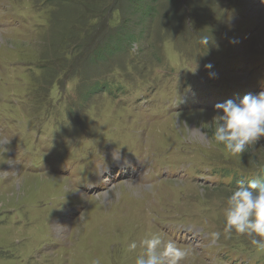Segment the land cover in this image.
<instances>
[{"label": "rangeland", "instance_id": "374dc122", "mask_svg": "<svg viewBox=\"0 0 264 264\" xmlns=\"http://www.w3.org/2000/svg\"><path fill=\"white\" fill-rule=\"evenodd\" d=\"M105 2L0 0V264H134L142 249L128 243L149 233L190 248L181 264H262V251L232 263L210 244L228 183L219 180L222 197L202 174L213 158L234 179L230 164L264 168V138L234 156L208 129L211 83L248 79L228 57L249 66L242 54H264V4L248 6L253 29L232 11L247 0H174L169 20L121 0L113 25L130 36L95 63L81 42L110 20Z\"/></svg>", "mask_w": 264, "mask_h": 264}, {"label": "clouds", "instance_id": "9594fccd", "mask_svg": "<svg viewBox=\"0 0 264 264\" xmlns=\"http://www.w3.org/2000/svg\"><path fill=\"white\" fill-rule=\"evenodd\" d=\"M208 41V37H203V46ZM205 67L210 69L212 65ZM214 108L217 113L208 123V129L215 143L223 145L228 154L242 155L264 138V91L245 95L238 102L229 99L217 103ZM222 233L225 237L233 233L247 236L251 245L264 250V179L237 182L226 199ZM220 236V231L212 232L210 244L214 245ZM138 247L142 251L134 264H181L191 252L190 248L178 246L175 240H166L155 233L146 234L139 244L128 243L129 251Z\"/></svg>", "mask_w": 264, "mask_h": 264}, {"label": "trees", "instance_id": "16d2710c", "mask_svg": "<svg viewBox=\"0 0 264 264\" xmlns=\"http://www.w3.org/2000/svg\"><path fill=\"white\" fill-rule=\"evenodd\" d=\"M120 1L121 0H112V2L110 3H106L104 5H106V10L111 9V14H110V20L108 22H106V24L102 25L101 27L98 28L97 32V37L100 35L99 38H103L100 43L99 40H97L95 35H90L89 39L86 40L87 38H85V40L83 42H81V47L83 49H86V53L85 56H88L90 61H93L95 63L98 62H104L103 60H105L106 58H108L107 55L109 54H105V52H109L108 50H112L114 44L119 43L121 38L123 37H129L130 36V32H127V27L125 26V28H121L119 27V25L121 24L120 19L117 25H113L114 23V18L113 16L114 11L113 8H119L120 9ZM123 1V0H122ZM161 0H136V4L140 7H144V15H147V18H153V17H157L159 18V15L161 13V17L163 18L166 17L167 20L171 19L172 17H174V12H167L166 8L168 7V5L171 4L172 1L174 0H165L166 3H160ZM169 2V3H168ZM175 3V2H172ZM108 4V5H107ZM111 4V5H110ZM167 4V6H166ZM158 5H160L162 8L161 10L158 8ZM113 6V7H112ZM169 9V8H168ZM185 10V9H184ZM182 10H179V16L182 15ZM79 33H81L80 31H78ZM82 34V33H81ZM144 33L142 32L141 35H143ZM137 36H139L137 34ZM93 41L96 42V46L94 47L92 45ZM90 49V51L88 52V50ZM108 49V50H107ZM83 52V51H82ZM66 53V52H65ZM72 55H70L69 60L71 59ZM74 66V63L71 64V67ZM213 161L215 163H218L220 166H229L228 162L226 161H222V160H217L215 158L210 159V167H211V171L214 174H221L223 175L221 180H225L228 184H227V189L225 192L230 193L234 188H236L237 186H234L233 181H232V177L231 174H225L222 169H219L216 164L213 163ZM240 168V166H237ZM254 169V168H253ZM250 169H243V171H247ZM257 170H260L262 172H264V168L260 169L257 168ZM216 187V186H215ZM217 193L224 197L223 194H220L219 191H222L220 188V184H217ZM228 190V191H227ZM208 199V198H207ZM222 225V224H221ZM232 235H235V233H233ZM247 237V236H246Z\"/></svg>", "mask_w": 264, "mask_h": 264}, {"label": "bare ground", "instance_id": "6f19581e", "mask_svg": "<svg viewBox=\"0 0 264 264\" xmlns=\"http://www.w3.org/2000/svg\"><path fill=\"white\" fill-rule=\"evenodd\" d=\"M248 1H250V0H248ZM0 35H1V33H0ZM132 184H134V185H136V186H138L140 188L139 184L137 185V182L136 183H132Z\"/></svg>", "mask_w": 264, "mask_h": 264}]
</instances>
